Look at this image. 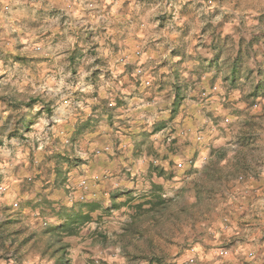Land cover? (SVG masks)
Returning <instances> with one entry per match:
<instances>
[{
  "label": "clouds",
  "instance_id": "9594fccd",
  "mask_svg": "<svg viewBox=\"0 0 264 264\" xmlns=\"http://www.w3.org/2000/svg\"><path fill=\"white\" fill-rule=\"evenodd\" d=\"M0 264H264V0H0Z\"/></svg>",
  "mask_w": 264,
  "mask_h": 264
}]
</instances>
